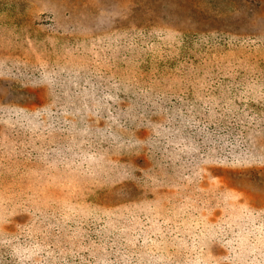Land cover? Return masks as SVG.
I'll return each mask as SVG.
<instances>
[{
	"label": "rangeland",
	"instance_id": "obj_1",
	"mask_svg": "<svg viewBox=\"0 0 264 264\" xmlns=\"http://www.w3.org/2000/svg\"><path fill=\"white\" fill-rule=\"evenodd\" d=\"M139 1L142 0H0V107L23 105L27 109L31 100H25V90L34 88L37 81L50 91L45 79H37L36 75L38 69L48 72L54 63L70 71L73 81L91 75L112 87L111 83L118 82L117 73L130 79L128 83L134 81L156 91L164 76L142 81L140 67L166 61L183 67L196 60L194 74L200 81L240 73L247 80L258 78L261 83L256 93L264 95V0H147L149 8L142 9L144 15L137 18L133 10ZM132 36L146 40L128 43L127 56L121 40L126 42V37ZM224 39L229 43L247 39L251 43L242 42L243 48L230 51L211 46H224ZM27 70L33 72L31 78L25 74ZM151 83L153 86H149ZM116 88L121 87L114 85L113 91ZM97 89L93 87L94 92ZM122 103L128 101H117ZM57 106L63 107L64 101L44 98L43 118ZM66 117L69 121L76 119L72 113ZM4 120L0 115V150L4 152L0 154V236L8 230L20 231L6 222L10 217L25 224L24 216L34 219L38 214L45 215V209L92 217L116 228L123 219L147 220V252L159 251L173 260L181 258L183 250H190L191 262L199 263L203 257L223 249L221 241L213 240L219 223L232 225L250 216L260 223L256 245L262 252L264 137L255 143L251 154L258 161L238 166L245 171L236 176L221 171L225 164L207 160L196 170H189L180 164L167 167L165 161L149 154L135 152L131 156L128 150L123 151L127 148L121 142L114 149L107 147L110 144L103 139L106 145L102 147L98 143L107 127L100 125H108L102 117L80 122L79 127L71 122L70 131L65 130L69 123L54 124L57 130L43 131L34 127V122L30 129L21 130L18 125H5ZM97 132L99 137L92 140L90 135ZM14 143L18 149L12 152ZM97 145L107 148L95 157ZM22 154L26 155L23 159ZM111 185L115 186L109 189ZM103 189L108 191L101 192ZM96 192L98 202L87 201ZM219 199L225 202L222 208L218 206ZM109 202L114 206L105 205ZM160 226L164 234L157 237L154 232ZM180 235L189 241L178 244L177 250L171 251L164 241H158L163 237L179 239Z\"/></svg>",
	"mask_w": 264,
	"mask_h": 264
},
{
	"label": "trees",
	"instance_id": "obj_2",
	"mask_svg": "<svg viewBox=\"0 0 264 264\" xmlns=\"http://www.w3.org/2000/svg\"><path fill=\"white\" fill-rule=\"evenodd\" d=\"M142 1H139V6L133 10L137 18L144 15L141 13L142 9L149 8L146 5L147 0ZM142 40L146 39L132 36L126 37V42L121 40L127 56L130 53L128 43L133 45ZM224 41V46L214 43H211V46L215 50L230 51L243 48L240 47L242 42L251 43V40L247 39L233 40V43L226 39ZM196 64L197 61L193 60L189 65L178 67L166 61L158 62L157 65L147 63L153 69L148 66L140 67L142 81L150 82L164 76V81L156 91L147 90L146 86H140L134 81L128 83L130 79L122 75L119 77V74L115 73L118 82L111 84L121 87L116 88V93L113 86L107 87L101 83L102 79L91 75L73 81L75 78L70 71L54 63L48 72L38 69L36 75L37 79H45L44 83L51 86L50 91L39 86L37 81L34 88L25 90V100H31L27 109L21 104V107L15 108L3 106L0 107V115L5 119V125H18L22 130V127L30 129L35 122L34 127L43 131H48L49 128L57 130L54 124L62 123H69L65 130L70 131L71 122L77 123L79 127L80 122L86 123L102 117L108 122V125H100L107 127V130L101 132L103 138L98 143L102 147L106 145L105 141L110 144L107 147L116 149L121 142L127 148L123 151L128 150L131 156L137 152L136 155L149 154L159 157L165 161L167 167L180 164L181 168L196 170L207 160L218 165L225 164L221 171H228L231 175L244 174L245 170L238 166L253 165L258 161L251 154H254L253 150L256 149L255 143L264 137V113L260 115V112H264V95L256 93V87L261 82L258 78L247 80L240 73L235 77L214 76L200 81L199 75L194 74ZM25 74L31 78L33 72L27 70ZM17 75L18 73H15V76ZM187 80L195 83H188ZM95 86L98 89L94 92ZM149 86H153L152 83ZM47 97L63 100L64 106L52 108L44 119L41 106ZM22 98L24 99V94ZM118 100H127L128 103L119 105ZM67 113L74 114L76 119L67 120ZM134 130L145 137L135 136ZM91 135L90 138L95 140L100 134L97 132ZM129 143L131 148H128ZM98 145L95 157L101 156L107 148ZM17 149L14 143L10 151ZM0 154L4 152L0 150ZM25 157V154L21 155L22 159ZM34 160L36 158L30 161L31 164L36 162ZM17 161L28 162L20 159ZM103 166L101 165V168ZM114 166L117 167V164ZM110 174L111 177L114 176V172ZM115 185L109 186V189ZM106 191L108 190L103 189L101 192ZM97 193L89 195L87 201L98 202L94 198ZM224 204L225 202L220 200L218 206L222 208ZM105 205L114 206L113 202ZM45 213L38 214L34 219H25L24 216L25 224L19 220L14 221L11 217L6 221L20 231L14 233L8 230L0 236V264H240L242 259H245V263L241 264H264V248L261 252L256 245L260 223L250 216L232 225L219 223L213 240L221 241L223 249L212 256L203 257L199 263H194L191 262L190 250L181 252L182 259L179 256L173 260L161 256L162 253L158 249L155 250L158 251L157 254L147 252V243L150 242L147 236L150 231L147 220L123 219L119 228H116L115 225L93 220L92 217L81 218L80 215L56 212L54 209H45ZM160 228L154 232L157 237L164 234V227ZM246 236H249L248 241L245 240ZM187 240L189 241L188 237L180 235L179 239L163 237L158 241L165 242L172 251L177 250L176 246L184 244ZM202 248L206 250V247ZM220 257H223L221 261Z\"/></svg>",
	"mask_w": 264,
	"mask_h": 264
}]
</instances>
